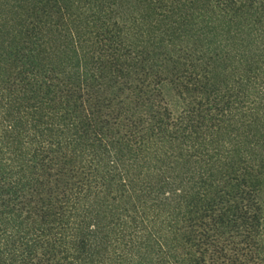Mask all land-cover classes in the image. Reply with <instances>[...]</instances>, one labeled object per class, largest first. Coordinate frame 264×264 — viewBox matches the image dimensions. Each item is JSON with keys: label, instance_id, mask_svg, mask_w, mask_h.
<instances>
[{"label": "trees", "instance_id": "obj_1", "mask_svg": "<svg viewBox=\"0 0 264 264\" xmlns=\"http://www.w3.org/2000/svg\"><path fill=\"white\" fill-rule=\"evenodd\" d=\"M0 264H264V0H0Z\"/></svg>", "mask_w": 264, "mask_h": 264}]
</instances>
